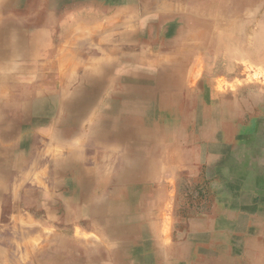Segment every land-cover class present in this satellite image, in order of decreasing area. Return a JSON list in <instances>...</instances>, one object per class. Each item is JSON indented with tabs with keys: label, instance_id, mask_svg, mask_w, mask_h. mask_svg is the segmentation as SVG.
Wrapping results in <instances>:
<instances>
[{
	"label": "rangeland",
	"instance_id": "1",
	"mask_svg": "<svg viewBox=\"0 0 264 264\" xmlns=\"http://www.w3.org/2000/svg\"><path fill=\"white\" fill-rule=\"evenodd\" d=\"M0 264H264V0H0Z\"/></svg>",
	"mask_w": 264,
	"mask_h": 264
},
{
	"label": "bare ground",
	"instance_id": "2",
	"mask_svg": "<svg viewBox=\"0 0 264 264\" xmlns=\"http://www.w3.org/2000/svg\"><path fill=\"white\" fill-rule=\"evenodd\" d=\"M3 4V3H1ZM2 20V19H1ZM226 37V36H225ZM66 43V42H65ZM68 49V48H67ZM73 56V55H72ZM61 58V57H60ZM48 59V58H47ZM49 60V59H48ZM66 62V61H65ZM61 63V61H60ZM59 63V64H60ZM28 64V63H27ZM62 64V63H61ZM67 65V64H66ZM29 66V65H28ZM30 67V66H29ZM54 67V66H53ZM66 67V66H65ZM56 68V67H55ZM64 68V66H63ZM30 69V68H29ZM60 69V68H59ZM67 69V68H66ZM110 67H107L105 69V71H110ZM163 69V68H162ZM55 70V69H54ZM29 71V70H28ZM32 71V70H31ZM134 71V70H133ZM139 72V71H138ZM131 73V72H130ZM62 74V73H61ZM65 74V72H64ZM84 74V73H83ZM107 74V72H106ZM141 74V73H139ZM145 74V73H144ZM85 75V74H84ZM8 76V73H7ZM60 76V75H59ZM72 76V75H71ZM108 76V75H107ZM137 76V75H136ZM199 76V75H198ZM26 77V76H25ZM146 77V76H145ZM83 78V82L82 85L80 86L82 89H78L74 92L73 96L69 99L66 100V98L61 99L62 100V105L63 107L65 106L66 109H71L73 108V105H76L78 102H80L81 100L85 99L87 97L88 94H90V88L93 91H95L94 89L97 87L98 83L96 79H90L87 75L82 76ZM148 78V77H147ZM4 79V78H3ZM63 79V78H62ZM156 80L158 82L159 80V76H153L151 78V80L145 81L142 80L140 78L136 79V80H130L128 87L130 90H132V94L137 93L138 95H140L141 98H145V95H148L149 88H153L151 86H149V81L152 82L153 80ZM12 81V80H11ZM88 83V85H87ZM100 83V82H99ZM159 86V85H157ZM156 86V87H157ZM171 90V89H170ZM186 90V89H185ZM67 92V91H66ZM65 93V92H64ZM63 94V93H62ZM135 94V95H137ZM128 95V94H127ZM109 96V95H108ZM131 96V95H128ZM106 97V96H105ZM171 97V96H170ZM21 98V97H20ZM90 99V97H89ZM150 99V98H149ZM159 101V100H158ZM107 102V101H106ZM59 104V102H58ZM115 104V103H113ZM117 104V103H116ZM120 104V103H119ZM170 104V103H169ZM159 105V104H158ZM168 107V106H167ZM247 107V106H246ZM18 108V107H17ZM61 108V107H60ZM83 108V107H82ZM117 109L118 106L114 105L113 107V116H110L108 118H106L105 120L101 121L99 123V125L94 127V134L97 132V130H104V131H108L110 133L113 134H121V138L122 135L124 137L127 136H134L136 137V139L133 140L134 143H132V145H130L129 147H127L126 151L127 152L125 155L122 156V160L120 161L121 165H122V169L119 171V173L116 175V179H117V184L118 187L123 185V181L124 182H128L129 180H132L133 178H136L137 180L140 179L138 177L142 176L144 177L145 175L150 174V168H149V164L147 160H143V158L139 159V155H138V150H137V146L141 143H145L146 141H148L149 139H143V137H146V135H152L153 132H151L150 130L146 129H137L134 126H130L125 120L124 117H118V113H117ZM60 110V109H59ZM145 110V108H144ZM164 110V109H162ZM106 111V110H105ZM110 111V110H109ZM161 113V111H159ZM71 113V112H70ZM128 113V112H127ZM164 114L166 113L163 112ZM69 114V113H68ZM146 114V113H145ZM169 114V113H168ZM139 115V114H137ZM76 116V115H75ZM161 116V115H160ZM126 117V116H125ZM129 120V119H128ZM138 124V123H137ZM135 125V124H134ZM171 125V124H170ZM144 127V126H143ZM139 128V127H138ZM249 129V128H248ZM103 131V132H104ZM153 131V130H152ZM160 131V130H159ZM106 133V132H105ZM157 133V132H156ZM226 133V132H225ZM112 134V135H113ZM116 136V135H115ZM120 136V135H119ZM156 138V137H155ZM94 139V138H93ZM158 139H154V141H157ZM139 143V144H138ZM157 143V142H156ZM145 145V144H144ZM129 148V149H128ZM152 150V149H151ZM159 150V149H158ZM179 150V149H178ZM163 151V150H162ZM129 153H134L133 155H130ZM180 154V153H179ZM156 155V154H155ZM152 156V155H151ZM149 157V156H148ZM154 157V156H153ZM260 157V156H259ZM152 159V158H151ZM150 160V159H149ZM157 164V163H156ZM226 164V163H225ZM120 165V164H119ZM90 166V165H89ZM158 166V165H157ZM153 168V167H152ZM159 168V167H158ZM232 170V169H231ZM104 173H107V171H105ZM152 174V173H151ZM115 176V175H114ZM113 178V177H112ZM112 180V179H111ZM135 180V179H134ZM113 181V180H112ZM115 181V179H114ZM46 184V183H45ZM114 186V185H113ZM127 188V186H125ZM128 189V188H127ZM231 191V190H230ZM152 192V191H151ZM241 192V191H240ZM95 202L93 205H97L100 200L101 197H95ZM125 200H131V193L128 191L126 193V199ZM136 200V199H135ZM227 200V199H226ZM105 201V200H104ZM138 202V201H137ZM223 202V201H222ZM228 202V201H227ZM231 203V202H230ZM106 205V204H105ZM124 206V205H123ZM233 206V205H232ZM236 206V205H235ZM238 206V205H237ZM105 208L107 209L106 206H104V208L102 209V207L100 208L98 206L97 209H95L96 211L100 210V213L102 214L101 216L103 217V219L111 224V228L113 230H118L121 231L123 228H125V224L123 222V220L121 218L118 217V215H116V213L110 209H107L108 211H105ZM221 209H224L223 207L220 206ZM90 209V208H89ZM143 209V208H142ZM237 209V207H236ZM137 210V209H136ZM230 211H233V209H229ZM228 210V211H229ZM247 210V209H246ZM227 211V212H228ZM140 212V211H139ZM166 215V214H165ZM167 216V215H166ZM146 218V217H145ZM147 220V219H146ZM249 226V225H248ZM165 227V226H164ZM137 229V228H136ZM249 229V228H248ZM129 230H133V227H129ZM231 232V231H230ZM135 239V238H134ZM70 248V247H69ZM156 258V257H155ZM113 261V260H112ZM51 263V262H50Z\"/></svg>",
	"mask_w": 264,
	"mask_h": 264
}]
</instances>
